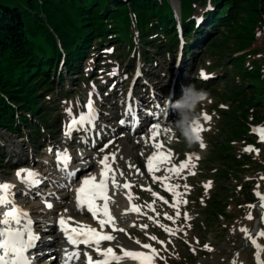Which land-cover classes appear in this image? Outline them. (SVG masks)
<instances>
[{
    "label": "rangeland",
    "instance_id": "1",
    "mask_svg": "<svg viewBox=\"0 0 264 264\" xmlns=\"http://www.w3.org/2000/svg\"><path fill=\"white\" fill-rule=\"evenodd\" d=\"M24 1L0 0V3L21 5ZM168 1L176 18L178 42L170 44L166 40V43L161 44L164 46L161 49L150 47L148 59L140 54L143 49L138 36L135 35L134 47L129 43L115 41L114 44L120 48L119 61L110 59L117 50L113 45L105 44L103 50L99 48V51H95L88 58L81 59V71H75L73 75H68L60 63L55 83L51 86L52 90L42 94L50 98V101H44V105L39 109L40 113L45 112L46 117L42 120L38 118L39 114L34 117L30 115L32 124L29 127H24L19 122L21 137L0 127V182L17 179L16 172L20 169L35 172V169L46 167L48 164L43 160L49 159L55 151L67 150L68 155H78L81 157L80 164L82 162L88 166L93 165L92 168L97 171L102 168L98 161L105 155L111 156L113 158L109 163L114 175L119 179L118 182L128 185L127 188L121 189L124 192L119 190V193L129 196L130 206L140 212L133 213L135 221L130 227L133 233L129 230L122 231L115 236V242L104 245V248H113L115 245L118 249L116 253L119 254L121 247L126 250L145 251L147 249H142L140 245L149 244L158 251L154 264H232L233 260L236 264H256L255 249L240 229H247L253 237H256L257 232L264 230L260 200L256 195L257 192L264 194V142H261L257 131L264 129V8L259 6L256 11L250 9L248 4L241 3L234 9V18H230L228 23H217L216 29H206L204 37L198 40L197 36L202 31H195L191 35L185 32L186 11L181 8L180 1ZM214 3L215 0H193L190 17L198 19L195 28L201 26L205 11H213L216 8ZM259 4H264V0H259ZM226 9L224 7L220 17L226 15ZM241 60L246 66H253L254 70L260 67L263 71L262 76L259 75L260 79L248 83L245 81L247 76H244L248 73L238 74L235 70L231 73ZM201 73L206 78H202ZM59 74L63 75L60 80ZM138 75L143 76L150 86H145L143 81L138 79L134 84V91L139 94L138 97H133L129 92ZM175 76H179L180 80L177 85L178 93L173 100L179 99L182 88L189 84H195L197 88H202L208 93L205 102L197 108L199 123L204 129L201 132L202 141L189 147L179 134L170 138L167 125L176 119L174 111L163 126L167 129L166 134L158 136L156 140L149 139L151 133L147 134L148 136L146 132L141 131L136 135L127 134L130 125H126V130H123L119 123L126 113L127 106H138L142 112L150 111V103L142 102L148 96L147 91H156L164 101L166 96L174 94ZM46 82V79L43 80L41 85ZM90 99L94 105L93 121H96V124L94 127L93 121L91 124L86 121L84 126L85 133L93 137L87 139L84 146H74L73 138L78 134L71 132L70 136L65 135L67 125L73 117L88 115L87 104ZM151 99L154 100L153 97ZM157 99L156 97L155 103H159ZM163 101L156 108L157 111L159 107L164 106ZM69 108L71 116L67 112ZM16 110L21 113L19 108ZM204 116H209L210 119L205 121ZM44 120L51 125L45 126ZM98 124L107 126L111 131H121L116 143L108 149L103 146V142H97V137L105 134L102 128H98ZM78 128L82 126L76 129ZM150 128L151 125L145 127L148 130ZM138 142L141 143L136 146ZM157 142L163 144L162 151L172 153L170 163L161 165V170L154 172L156 177L166 178L163 181H154L153 174L146 168L148 157L156 151L153 144ZM94 144L96 148L91 149ZM201 144L204 147H201ZM132 146L135 148L129 151ZM249 146L254 151H245ZM189 155L199 157L198 160L192 161L194 168H186L179 175L170 174L165 170L172 165L178 167ZM142 158L144 161L140 168L139 160ZM56 176L58 175L54 173L51 177L63 181ZM74 179L78 180L77 176ZM208 182H211V186L206 190L205 185ZM176 185L179 187H175L174 192L166 190ZM47 186L50 187L43 190ZM55 186L53 181L51 185L43 184L40 192L44 198L40 199L37 193L29 194V197L27 192L30 193V189L20 183L15 200L21 199L22 208L29 213L32 204L37 201L43 202L47 199L52 205L58 204L60 199L57 194L60 187L55 191L57 194L51 195L52 188L56 189ZM66 186L69 191L64 199V207H58V212L57 207H54L53 210L40 215L39 221L44 216L49 220L45 226L50 229L52 227L48 237L58 238L56 217L73 216L74 211L69 204L74 183H67ZM166 192L172 194L170 198L161 196ZM48 193L50 195L46 197ZM174 193L180 195L174 196ZM115 194L118 195L116 192ZM176 200L181 201L178 206L175 205ZM249 205L254 207L250 208ZM61 207L65 209L61 210ZM70 211H73L72 214ZM249 212L252 219L246 218ZM185 213L190 219H185ZM37 214L40 213H36V217L39 216ZM91 217L92 215L88 214L83 218ZM150 237H156V240ZM257 242L264 246V237L259 238ZM204 245H208L212 251L205 249ZM57 258H60L59 254ZM261 259L264 260V253H261ZM80 263L78 259L74 264ZM122 264L132 263L125 260Z\"/></svg>",
    "mask_w": 264,
    "mask_h": 264
},
{
    "label": "trees",
    "instance_id": "2",
    "mask_svg": "<svg viewBox=\"0 0 264 264\" xmlns=\"http://www.w3.org/2000/svg\"><path fill=\"white\" fill-rule=\"evenodd\" d=\"M179 1L186 11L185 32L191 35L202 31L197 36L198 40L204 37L206 29H216L217 23H228L230 18H234V9L241 3L256 11L259 6L264 8L259 0H215L216 8L205 11L201 26L195 28L198 19L190 17L193 0ZM224 7L227 13L220 17ZM135 35L143 49L140 54L148 59L150 47L161 49L166 40L170 44L177 42L176 18L168 0H25L21 5L0 3V127L21 137L19 122L29 127L32 124L30 115L39 114L38 118L42 120L46 117L45 112L40 113L39 109L50 98L42 94L52 90L60 63L68 75H73L75 71H81V59L88 58L105 44H111L117 50L109 55L110 59L119 61L120 48L114 44L115 41L134 47ZM237 63L231 73L234 70L238 74L248 73L244 74L248 83L262 76L260 67L254 70L242 60ZM59 76V80L63 78V75ZM45 79L46 84L41 85ZM41 96L43 99L40 101ZM43 124L51 125L45 120Z\"/></svg>",
    "mask_w": 264,
    "mask_h": 264
},
{
    "label": "snow or ice",
    "instance_id": "3",
    "mask_svg": "<svg viewBox=\"0 0 264 264\" xmlns=\"http://www.w3.org/2000/svg\"><path fill=\"white\" fill-rule=\"evenodd\" d=\"M201 77L206 78L203 73H201ZM129 95H131V91L129 92ZM87 108L88 115L81 114L78 118L73 117L71 119L70 123L67 125L65 135L70 136L74 128L83 126L86 121L91 124L94 119V105L92 104L91 99L87 104ZM67 112L69 116L72 115L70 108ZM128 114L129 111H126L125 115ZM135 119L136 118L133 116L132 120L134 123L131 125L132 128H135L136 126ZM203 119L207 121L210 117L204 116ZM119 123L124 125L127 121L121 119ZM203 130L204 129L201 127L199 122L193 129V131L198 135H200ZM150 131L151 137L149 139L156 140L161 132V126L158 123L153 124L151 125ZM163 131H167V129H163ZM257 131L260 134L261 142H264V129H258ZM109 143H111V141H109ZM106 147L107 144L105 145V148ZM153 147L156 151L148 157L146 161V168L150 174H153L154 181L157 179L163 181L166 178H158L154 175V172L160 171L161 165L170 163L172 153L170 151H162V143H154ZM201 147H204V145L201 144ZM49 151H51V149H49ZM101 151H103V149H101ZM245 151H254V149L249 146L245 149ZM56 159L59 167L67 169L71 157L68 155L67 150H64L63 152L58 151L56 153ZM194 159L198 160L199 157L189 155L185 161L180 163L178 167L176 165H172L171 168H167L165 170L170 174L179 175L184 169L195 167L192 163ZM108 160L109 157L105 155L98 161V163L102 166L99 180L97 181L96 178L91 175L85 177L81 180V186L76 192L77 210L82 211L86 208L94 219L99 216V230L86 224H80L76 221H72L70 224L69 220H71V218L66 220L63 217L58 218L57 226L70 245L76 247L82 244L91 247L96 252L97 256L100 257V259L93 260L91 256L85 254L87 264H122L125 260L132 261L134 264H154V261L158 256V251L149 244L140 245L142 249H147V252L126 250L121 247L119 254H117L112 247H101L103 242H110L115 239L112 234L105 231L106 226L111 227L113 231H124L123 229H117L115 227V218L110 214L109 204L112 202V197L106 194L107 186L111 183L113 187H128L127 184H117L115 175L111 165L108 163ZM16 176L21 183L28 186L35 187L41 183L38 178L39 174L31 171L30 169L17 170ZM69 176H75V172H70ZM210 186L211 182H208V184L205 185V189L207 190ZM14 187L15 186L10 183L0 182V208L6 209L3 211V214L0 215V264H35V257L30 255V253L37 248L38 243L41 240V236L34 231V221L31 219L30 214L16 205L15 193L13 191ZM175 187H179V185L173 186L172 188H166V190L174 192ZM176 195L180 194L174 193V196ZM256 195L260 200L259 206L262 210L261 221L264 222V194L257 192ZM97 200H103L104 204L97 205ZM43 203L48 209L53 207V205L47 200L43 201ZM179 203H181V201H175V205L178 206ZM183 203H187V201H183ZM249 207L251 208L254 206L249 205ZM130 210L139 211L135 208ZM127 211L128 210H126L123 214H126ZM177 215H179L178 211ZM184 215L185 219H190V217L187 216V213ZM246 218L252 219L251 212H249ZM168 219H172V217H168ZM240 231L245 234V238L250 240L255 249L256 264H264V260L261 259V253H264V246H261L257 242L259 238L264 237V230L257 232L256 237L249 234L248 230L245 228H241ZM150 239L156 240V237H150ZM136 243L140 244L139 241H136ZM158 243L163 244L162 241H158ZM204 248L208 251H212L208 245H204ZM79 255L80 253L78 251H73L71 253L66 252L64 264H71V261L78 259ZM232 264H236L235 260H233Z\"/></svg>",
    "mask_w": 264,
    "mask_h": 264
},
{
    "label": "bare ground",
    "instance_id": "4",
    "mask_svg": "<svg viewBox=\"0 0 264 264\" xmlns=\"http://www.w3.org/2000/svg\"><path fill=\"white\" fill-rule=\"evenodd\" d=\"M138 79L141 80V81H143V84H145V86H150V83H147V81H145V79H144L143 76L138 75L134 79V82L132 83L133 84V88L131 90V95H133V97L134 96L135 97H138V94H139V92L134 91V84H135V82ZM179 80H180V77L177 76L173 80L174 83L172 81L173 86H174V88H173L174 94L171 95L172 100L174 99V96L178 93V86L177 85H178ZM147 92L146 93H147L148 96H147V98L145 100H142V102H146L148 104L149 103L150 104L151 103H155L154 100L157 97L158 99L156 101H159V103H156V104L157 105L162 104V101L163 100H162V98L160 97V95L156 91H152V90L149 91L148 90ZM151 97H153L154 100H152ZM139 101H140V99H139ZM163 105H164V101H163ZM152 107H155V105H153ZM158 112L159 113H157V114H154V113L153 114H148L146 111H143L142 114H141V116L143 115V117H142L143 120L141 121L140 119H138V124H137V128H136V132L133 135H136V133H138L139 131L146 132V135L147 134L149 135L151 133V131L148 130V129H145V127L147 126L146 125L147 124V120L148 119H155V118L157 119L156 120L157 123L160 120H163V122L160 124V126H161V132L159 134V137H162L164 134H166V131H163V129H164L163 126L168 122V120L170 119L173 111L171 109H169L168 111H166L164 109V106H163L162 108L159 107V111ZM157 116L159 118H157ZM125 121H129L128 120V117L125 118ZM152 123H154V120H153ZM93 124H92V126L95 127L96 121H93ZM98 126H99L98 128H102L103 129V133H105V134H103V135L100 134V139L97 142H104V143H106L109 139L110 140L111 139H115L114 142H112L110 145L107 146V149H108L114 143H116V139L119 138V135H120L119 132H121V131L120 130H117V129L114 130V131L113 130L111 131L107 126L100 125V124H98ZM78 129L85 130L86 127L83 125L82 128H78ZM78 129L74 128L72 130V133L78 134V136H79L80 133L77 131ZM85 136L87 137V135H85ZM127 136L129 138L131 137L130 135H127ZM73 140H75V139L73 138ZM140 143L141 142H138L136 146L140 145ZM76 145L77 144H74V146H76ZM134 146H135V144H134ZM134 146L130 147V149L129 148H127V149H129V151H133V148L136 147V146L135 147ZM57 152L58 151H55V153L53 152V154L50 156L49 159L43 160V161L47 162V164H48L46 167H44L42 169H39V170L35 169V172L39 174L38 178L41 181V183L38 186L32 187V186H28V185H25V184L22 183L23 185H25L29 189L32 188L30 190V193L27 192V195L28 196H29V194H33L34 195L35 193H37V195L39 194L40 196L43 197L44 195H42V193L40 192L41 189H42V184L49 183L48 185H51L50 184V181L54 180V179H52V177H53V173L52 172H54V173H58V172L61 173V170H58L57 171V170L53 169V168L56 167V153ZM100 154H99V156H100ZM69 156L71 157V160L69 161V163L71 165L70 171H72L74 168L76 170H78V171H76V175H75V178L77 176V179L78 180L74 181L75 180L74 179L72 181V184L74 183V188L71 190V193H73V195H72V198H71V203L69 205L72 207L71 210L73 209L74 213H73V216L70 217L71 220H69V223L71 224L72 221H76V222H79L80 224H86V225H89L91 227L97 228V230H99V223H98V220L100 218L99 216L97 218H95V219L93 217H91L90 219H84L83 217L85 215L88 216V214L91 215V213H89L86 208L84 210H82V211H78L77 210V207H76V192H77V189L80 188V186H81V180L84 179L85 177L91 175V176H94L96 178V180L98 181L99 178H100V172H101V170H98L97 171L94 167H93L94 168L93 169L92 168L93 165L88 166L85 163L82 164V162L80 164L79 161H80L81 157H79L78 155H71V154H69ZM144 156H145V154H144ZM112 158L113 157L109 156L108 163L112 160ZM137 161H138V159H137ZM143 161H144V158H142L141 160H139V167L140 168L143 165ZM16 178H17V176H16ZM115 179H116L117 184L121 185L120 182H118L119 181L118 177L115 176ZM7 183H10V184H12V185L15 186L14 187V190H13L14 193H16L18 191V189H20V183L21 182H20V180H18V178L17 179H11ZM53 184L56 185L55 186L56 189L51 192V195L57 194V193H55V191H57V187H60V191L57 194V198L60 199V200H59L58 204H53V207L51 208L53 210L54 207H57L56 208L57 209L56 212H58V210H60V208L58 209V207H60V206H63L64 207V204H65L64 199L68 196L69 189L66 186V184H67L66 181L65 182H62V181L61 182H57V181H55ZM48 187H50V186L45 187L43 190H47ZM121 189H125V188L124 187H113L111 183H109L108 186H107V192H106V194L112 197V202L109 204L110 214L115 218V227L117 229L129 230L130 232L133 233V231L130 229V227H131V224H133V222L135 221L134 214H133L134 211L130 210V209H133L130 206V203L131 202L129 203V199L130 198L127 197L126 195H124L123 193H119V190H121ZM121 191L124 192V190H121ZM115 192L118 193V195L115 194ZM131 192L133 193V190ZM164 194L165 195H161L164 198H170V196L172 195L171 193H168V192H166ZM49 195H50V193H48L46 195V197L49 196ZM40 196H39V198H40ZM50 199H52V198H50ZM55 199H56V197H55ZM21 201H22L21 199H18L17 201H15V203L21 209H24V208H22V202ZM96 204L97 205H103L104 204V201L103 200H97L96 201ZM66 208H68V207H66ZM64 209H62V207H61V210H64ZM5 210H2V214H3V211H5ZM49 210L50 209L46 208L45 205H44V203L42 201H40V202L37 201V202H34L32 204V209L30 210L31 213H29L28 210H26V211L30 214L31 219L34 221V231L41 236V240L39 241L37 248L34 250V253H36L38 256L39 255L42 256L46 252H51L52 254L51 255H47L45 257V259L47 260V262H50L51 261L52 262L51 264H53L54 263V260H57L56 255L58 253L57 254H55V253H56V249H57L58 245H60V243H61V239L63 238L64 241L66 239H65L64 235L61 233V231L59 230V228H57L58 229V238L57 239H56V237L54 238L52 236H49L48 237L49 230H51L52 227L50 229L49 227H46L45 224L47 225L46 222H49V220L47 218L45 219L44 216H43V218H42L41 221H39V220L41 219V216L40 215L43 214L44 212H48ZM126 210H128L127 213L126 214H123V213L126 212ZM72 212H71V214H72ZM36 213H40V214H37V215H39L38 217H36ZM58 218H60V215L55 218V222H57ZM63 218H65L66 220L68 219L66 216H64ZM48 226H50V223H49ZM73 226H75V225H73ZM41 229H42V232H41ZM105 231L108 232V233H110V234H112L114 237L115 236H118V234L122 232V231H119V230L113 231L111 227H107V226L105 228ZM113 242H115V241H113V240L110 241V242L109 241H105V242L102 243V247L104 248V247H106L104 245L111 244ZM114 246L115 245H113V249L116 252H118L117 246H115V248H114ZM70 247L71 248H74L73 246H70ZM129 250H131V249H129ZM75 251H78L80 253L79 258H78L79 261H81L80 264H86V262H85L86 255L85 254H87L88 252H87V249H86L85 245H82V244L81 245H78L77 248H75ZM134 251H139V250L138 249H135ZM147 251L148 250H145V252H147ZM94 256L97 257V258H100L99 256H97L96 253L94 254ZM73 261H71V262H73ZM127 261H129V260H127ZM130 262L132 264H134V262H132V261H130ZM56 263H59V261L56 262ZM56 263H54V264H56ZM59 264H64V262H61Z\"/></svg>",
    "mask_w": 264,
    "mask_h": 264
},
{
    "label": "clouds",
    "instance_id": "5",
    "mask_svg": "<svg viewBox=\"0 0 264 264\" xmlns=\"http://www.w3.org/2000/svg\"><path fill=\"white\" fill-rule=\"evenodd\" d=\"M207 97V91L197 88L195 84L183 87L179 99L172 100L171 95L165 97L164 109L166 111L171 109L176 114V119L168 122L167 125L170 138H175L179 134L189 147L202 141L201 134L198 135L193 129L199 122L197 108L205 102Z\"/></svg>",
    "mask_w": 264,
    "mask_h": 264
}]
</instances>
